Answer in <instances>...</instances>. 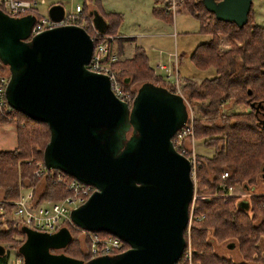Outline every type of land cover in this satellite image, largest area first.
<instances>
[{"label":"water","instance_id":"obj_1","mask_svg":"<svg viewBox=\"0 0 264 264\" xmlns=\"http://www.w3.org/2000/svg\"><path fill=\"white\" fill-rule=\"evenodd\" d=\"M200 2L219 22L239 29L249 21L253 4ZM64 14L59 3L49 7L52 21ZM89 15L96 30L105 33L107 22L98 12ZM35 20L33 14L13 18L0 10V63L10 75L6 102L49 127L50 142L43 150L48 170L97 190L71 212L74 225L112 235L129 249L84 261L53 253L71 245L73 234L67 228L44 234L23 226L18 255L24 264H175L187 247L184 234L195 187L189 160L172 144L189 116L183 97L146 83L128 107L112 94L107 76L86 69L94 51L86 31L59 27L29 40ZM262 171L264 179V167ZM5 253L0 245V257Z\"/></svg>","mask_w":264,"mask_h":264},{"label":"trees","instance_id":"obj_2","mask_svg":"<svg viewBox=\"0 0 264 264\" xmlns=\"http://www.w3.org/2000/svg\"><path fill=\"white\" fill-rule=\"evenodd\" d=\"M92 1L84 0L85 12H89V7L96 8L93 12H98L108 24L106 34L118 35L123 18L119 14H104L98 1L94 5ZM186 3L188 14L199 21L200 33L211 37L191 52L193 67L204 73L215 72L214 76L205 75L200 83L190 81L183 89L189 95V102L196 114L194 132L197 139L205 140L206 146L215 149L212 157L197 158L201 166L197 171V186L200 191L207 188L210 194L203 193L210 195V198H202L198 202L197 210L206 219L192 227V252L194 258L203 264H236L214 251V244L208 238L210 236L218 244L235 242L242 257L239 264H264V193L250 195L247 200L241 201L226 194L229 188L241 187L251 192L256 191L260 184L264 186V127L261 119L255 115V107L264 105V29L254 23L252 14L243 29H239L231 23L219 22L214 15L205 11L200 0H187ZM163 11L154 9V17L172 23V17L162 14ZM220 35L230 45L227 52L221 53L219 50ZM134 42L126 38L115 42L118 46L116 50L121 47L122 51L117 52L119 60L114 68L120 71V76L128 74L131 77V80L126 77L123 82H130L131 86L155 83L174 93L176 87L163 83L151 69L144 48L138 45L130 60H122L125 43ZM0 67L5 68L2 63ZM125 90H130L128 85ZM232 104L247 106L252 112L247 109L242 113L234 112ZM220 105L227 107V113ZM12 112L24 120L16 125L18 146L12 151L0 150V196L3 198V211H0L1 246L22 243L15 241L16 237L24 236L20 232V222L9 217L15 209L11 203L19 200L20 191L25 189H32L37 197L35 187L40 181L33 178L32 173L37 160H44L43 150L50 142L49 127L24 114ZM1 116L0 125L7 124ZM29 160L32 161L27 164ZM225 173L229 174V178L223 181ZM43 181L45 190L32 206L68 196L55 184L51 172L43 177ZM222 184L227 190L221 188ZM69 250L67 248L63 253L79 258ZM8 253L0 257V264H8ZM80 259L89 260H85L81 254Z\"/></svg>","mask_w":264,"mask_h":264},{"label":"built area","instance_id":"obj_3","mask_svg":"<svg viewBox=\"0 0 264 264\" xmlns=\"http://www.w3.org/2000/svg\"><path fill=\"white\" fill-rule=\"evenodd\" d=\"M32 2L33 1L30 2L23 0H0V9L6 11L7 14L13 18H21L32 14L35 16L36 23L31 29V37L29 40H31L33 36H37L46 30H52L59 27L73 25L75 27L81 28L83 31H86V33L91 37L94 46L91 62L86 66V69H88L89 72L107 76L111 85L112 94L115 95V97L121 102L126 103L128 107H131L134 102V97L124 91L122 86L123 83L119 80V76L114 71V69H109V66L118 60L116 59V56H113V54L111 56L108 54L110 53V40L112 38L110 39V37L106 36L105 33H101L96 30L92 18L89 15L86 16L84 7L77 4L70 12L65 9L63 18L57 22L52 21L47 16V14H40L37 7L38 4L42 5L44 0H41L39 3ZM165 4L166 5L164 6L167 10V13L173 12L175 10V7H173L174 3H171L170 0H166ZM155 69L164 72V75H161V77H163L166 82L170 84L177 83L176 81L178 72H175V70L172 69L170 65L166 66V64H157ZM8 81H10L9 73L7 75L0 76V114L4 117L6 116L7 118H9L12 113V109L5 99ZM174 94L181 95L180 92H175ZM181 97H183V95H181ZM189 116H187L186 125L175 133L173 147L181 155H183L184 158L189 160L191 164L190 173L193 180L192 182L195 186L194 194L192 196L193 201L195 200L197 194V186L195 183L197 177H195V167H197L198 160L195 158L196 153L193 152L190 147V142L194 140L195 136V121ZM36 166H38V168L34 171V173H32L34 178H43L47 173L51 172L55 184L58 186H64L69 192V196L67 198L65 197V199H62L61 201H52V203L39 204L34 207L32 206V199L34 198L32 190H30L28 194H23V192H21L20 199L11 203V205L15 207L13 213L14 217L16 220H18V222H20L21 227L25 226L35 232H41L44 234H56L62 228L78 230L82 232V234L88 240V243L91 245V249L87 251V255L91 258V260L99 257L114 256L115 254L122 253L124 249H126L125 242H122L118 238L112 236H109L108 238H101L100 234L88 232L80 229V227H76L70 218L71 212L78 209L79 207H82L87 199L97 191L94 187H92V185L90 186L83 184L79 180L71 178L60 171H55L52 169L48 170V168L44 166L43 162H37ZM228 178L229 174L227 173L222 176L223 181L227 180ZM221 188L227 190L223 184L221 185ZM233 192L234 189L229 188L226 194L230 195ZM1 206L2 203H0V211L2 212L3 207ZM189 211L191 210L189 209L188 213ZM190 220L191 217L189 213L188 224H190ZM190 234L191 230L189 228L188 233L185 234L188 239L187 247L185 246L182 258L175 264H192L193 253L190 250L192 247ZM10 260L8 261V264H24V259H22L21 256L14 257V261H11V263Z\"/></svg>","mask_w":264,"mask_h":264},{"label":"rangeland","instance_id":"obj_4","mask_svg":"<svg viewBox=\"0 0 264 264\" xmlns=\"http://www.w3.org/2000/svg\"><path fill=\"white\" fill-rule=\"evenodd\" d=\"M31 1H33V0H31ZM40 1L41 0H34L32 3H35V2L39 3ZM96 1H98V0H93L92 1V5H94V2H96ZM136 2H138L139 3L138 5H140L139 6L140 11H141L140 18H142L143 20H145V22H148V23H150V19L154 20V17H152L153 15L151 13L152 7L154 6L153 0H121L120 9L125 13L126 18H128L127 24L124 25L125 28L130 27L131 25H133V19H134L133 16H134V14L136 12V10L133 9V8H134V3H136ZM170 2L174 3L173 7H175V10L173 12L167 13L166 12L167 10L165 9V6H163V9H160V10H162V11L164 10L162 12V14H165V15H168V16L172 17L173 22L169 23V27H165L167 29H166V35H164V37L158 38L157 42H155V41H153V42L151 41V43L149 42V45L153 44V47L157 50V52L159 50H164L166 52L177 53V51H178L179 52V56L181 54H183V53H184V55H186L185 57H187V58L184 59V61L181 63V66H180V70L182 71V73H186L187 74V76H185L184 79H180V76L177 73V76H178L177 77V81H176L177 83L170 84V83L166 82L163 79V77H160L159 75H157V77L161 78V81L163 83H165V84L168 83L170 85L175 86L176 89L174 90V93L175 92H180V94L183 95L184 101H185L184 104L186 105V108L189 111L188 113H190L189 117L195 121V119H196L195 115L196 114H195L194 108H192V106H191V104L189 102V95H187V92L184 93L183 89H185L186 84L190 83V81H192V80L200 83V80L203 79L205 75L206 76H214L215 75V72H212L213 70L210 71V72H206L205 71V73L201 72V71H198L196 68L193 67L192 62L190 61L191 52L193 50H195L198 45L203 44L204 42H207L211 37L210 36H205L204 34L202 35L199 32V30H200L199 29V21L195 17L191 16V14H188V9H187V4L188 3H186L187 0H170ZM58 3L61 4L63 6V8H65L68 12H70L72 10V8L74 9V6L77 5V4H79L80 6L83 7L84 0H44V3L42 5L38 4L37 8L39 9L40 14L42 13V14L45 15V14L48 13V9H49L50 6L56 5ZM108 5L109 4L106 3L104 7L108 8V9L112 8V7L108 6ZM88 9H89V12L88 13L85 12L86 16H88L90 12L95 11L96 8L89 7ZM252 15H253V17L255 19L254 23L255 24L257 23L258 26L263 28L264 27V0H253ZM123 22H124V18H123ZM105 34H106V32H105ZM106 36L110 37V39L112 38L110 40V42H111L110 45L111 46H110V49H109L110 53H108L109 56H111L113 54V56H116V59L119 60L117 52L118 51H122V49H121V47H119L118 49H120V50H118V49L116 50V48L118 46L115 45V42L118 41V40H124V39H121V38L118 37L119 33L116 36L113 35V34H111V35L110 34H106ZM219 41H220V48H219L220 52L221 53L222 52H227L230 49V45L227 44V42L225 41V37L220 35L219 36ZM133 44H126L125 43L124 51L122 52V57H121L122 60L126 61V59L127 60L131 59L132 54H133L134 51L132 53L129 52V56H128V57H130L129 59L125 57L126 56V52L125 51H126V47L128 45H133ZM118 60L115 63L113 62V64L111 66H109V69L110 70L114 69V71L119 76V80L122 81V83H123L122 86H123L124 91L126 93H128L129 95H131L132 97H134V99H135L136 92L139 90L141 84L140 85L131 86L130 82H129V84H127V83L125 84L123 82L124 79H126V77H128L129 80H131V77L128 74H126V76H120V74H119L120 71H118V69L114 68V65H116ZM156 65L154 67H156ZM157 72L160 75H164V72L161 71V70L157 69ZM175 72H176V70H175ZM8 73L9 72H8V68L7 67H5V68H1L0 67V76L7 75ZM127 85L130 88V90H125V87ZM220 107L224 108L226 113H227V107L225 108L224 105H220ZM233 109H234V112H238V113H242L246 109H247L248 112H252V109L247 108V106L246 107L245 106H236V105L232 104V110ZM0 116H1V114H0ZM1 117H3L5 119L7 124H9V125L11 124L13 127L15 126V128H16V125L18 123L21 124L22 121L24 120V118L14 115L13 112L11 113L9 118H7L5 116L7 119L4 116H1ZM195 124H196V121H195ZM16 134H17V128H16ZM194 134H195V132H194ZM15 141H17V139H15ZM204 141L205 140H203V141L198 140L197 137H196V134H195L194 140H192L190 142L191 149L193 150V152L196 153L195 154L196 155V157H195L196 160L200 156L201 157H207V158L209 157L210 158L215 153V149L213 147L206 146L204 144ZM173 142H174V138H173ZM173 142H172V144H173ZM16 144L18 146V141L16 142ZM31 161L32 160H29L26 163L30 164ZM37 162L41 163V162H43V160L42 161H38L37 160ZM37 162L35 163V166H36ZM199 167H201V166H200L199 162H197V167H195V173H196L195 177H197L196 181H195L196 186L198 185V181H199L198 173H197ZM37 168H38V166H36V169ZM32 177H33V174H32ZM210 177H211V175H210ZM36 180H38V179H36ZM39 181L40 182H38V185L35 187V193H37V197L35 198V196H34V198L32 199V202L34 200L38 199L39 195H41V193H43L44 190H45V183L43 181V178H40ZM193 186H194V184H193ZM59 187H61L65 192H67L68 196H69V192L66 190V188L64 186H59ZM233 189L235 190L236 188H233ZM237 189H238V192H236L235 198H239V200L240 199L241 200H247L250 195L257 194L255 192H263L264 193L263 184H260L259 187H257V189H255L256 191L252 190L251 192H250V190L246 191V190H244L241 187H237ZM30 190H32V189L21 190L20 193L23 192V194H26V193L28 194V192ZM194 190H195V187H194ZM204 190L205 191H200L199 187L197 186L196 198L190 204V208L189 209L191 211H189V213H190L191 220H190V224H188V226H189L191 232H192V227L194 225L201 224L206 219V216L201 214V213H199V211L197 210L198 202L202 198H206V199L210 198V195H208V194H210L209 190L207 188H205ZM203 192H207L208 194L205 195ZM32 193H33V190H32ZM33 195H34V193H33ZM231 195H232V193L230 195H227V196L233 197ZM2 199L3 198L0 196V203H1ZM61 200L62 199L56 200V201L52 200V201L53 202H57V201H61ZM52 201L43 202L41 204L52 203ZM13 213H14V210H13L12 214L9 216L10 219L11 220L14 219L15 221H18L14 217ZM192 215H193V217H192ZM189 228L186 229L185 234L188 233ZM68 230L71 231V233L73 234V237H72L73 241H72L71 245L69 247H67L68 249H70L69 251H72L74 253V255H76V257H79V258H76V259H80V254H81V257H84L85 260H86V258H89V260H91V258L87 255V251H89L91 249V245H90V243H88V240L85 238V236L82 234V232H80L78 230H73V229H68ZM97 234H100L101 238H108L109 236H112V235H109L107 233H97ZM185 234H184V238L186 239V235ZM208 238H209V241L210 242L212 241V243L214 244V246H213L214 251H216L219 256L224 257L226 255L231 260H233L234 257L238 258V259L240 258L241 255H240V253L239 254L237 253V252H239V250H237V244L235 242L231 241V242H227V243H223V244H218L217 242L213 241L212 238H210V236H208ZM24 239H25L24 237H19L18 236V237H16L15 241L21 243V242L24 241ZM21 244L18 245V243H17V245H14V246L11 245V244L4 245V247L7 249V252L8 251L10 252V253H8V259L9 260L11 259L10 263H11V261H14L13 260L14 257H18L17 256V252H18V249L20 248ZM74 244H76V245H74ZM230 244L235 245L234 248L229 249L228 246ZM127 248L129 249V246L126 244V249H124L123 252L128 250ZM66 250H64V251H66ZM190 250L192 252V248ZM64 251H60V252H54L53 251V253H57V254L62 253L64 255H66L65 253H63ZM115 255H118V254H115ZM66 256L71 257L69 255H66ZM231 256H233V257H231ZM72 258H74V257H72ZM80 260H83V259H80ZM192 264H203V263L201 261L196 260L194 258V255H193Z\"/></svg>","mask_w":264,"mask_h":264},{"label":"crops","instance_id":"obj_5","mask_svg":"<svg viewBox=\"0 0 264 264\" xmlns=\"http://www.w3.org/2000/svg\"><path fill=\"white\" fill-rule=\"evenodd\" d=\"M120 2L121 0H98L99 6L101 7V10L102 12H104V14H111V13L119 14L122 16V18H124L123 24L118 29V32H119L118 37L121 39H125V38L133 39L135 41L133 45H128L126 47L125 57L129 59L130 58L128 57L129 52L132 53L135 50V48L139 45L140 47L146 50V53H147L146 55L147 57H149V60H150L149 66L151 67V69L154 70L156 75L161 76L154 67L156 64H160V65L166 64V66H168L169 64L172 67V69H175L178 72L180 79H184L185 76H187V74L182 73V71L180 70L181 63L184 61L185 58H187L185 57L186 55H184V53L179 56L178 51L177 53L166 52L164 50H159L157 52V50L153 47V44L149 45V42L150 43L151 41L157 42L158 38H162L164 37V35H166L167 28L165 27H169V23H166L165 20L161 21L157 19L156 17H154L153 15L154 9H163V6L165 5L166 0H153L154 6L152 7L151 13L153 15L152 17H154V20L150 19V23L145 22V20L140 18V14H141V11L139 8L140 5H138L139 4L138 2L134 3L133 9H135L136 12L133 16L134 18L133 25L127 28H125L124 25L127 24L128 18H126L125 13L120 9ZM106 3H108L109 4L108 6L112 8L108 9L104 7ZM190 57H191V54H190ZM15 134H16L15 126L13 127L11 124L10 125L9 124L0 125V150L1 151H12L15 147H17V144H16L17 141H15L16 139ZM236 192H238L237 187L231 196L235 197ZM262 193L263 192H257V194L259 195H261ZM237 253L239 254V252ZM226 258H229V257L226 256ZM233 261L234 263L239 264L241 261V256L239 259L234 257Z\"/></svg>","mask_w":264,"mask_h":264},{"label":"flooded vegetation","instance_id":"obj_6","mask_svg":"<svg viewBox=\"0 0 264 264\" xmlns=\"http://www.w3.org/2000/svg\"><path fill=\"white\" fill-rule=\"evenodd\" d=\"M252 9H253V4H252V7L250 8V12H249V14L251 15L252 14ZM249 15V16H250ZM257 24V23H256ZM263 29H264V27H263ZM257 108H256V110H255V115L259 118V119H261V121L263 122V120H264V117H263V114H264V105H261V104H258V106H256ZM251 109V108H250ZM186 242H187V240H186ZM9 252V251H8ZM6 253H7V249H6Z\"/></svg>","mask_w":264,"mask_h":264},{"label":"bare ground","instance_id":"obj_7","mask_svg":"<svg viewBox=\"0 0 264 264\" xmlns=\"http://www.w3.org/2000/svg\"><path fill=\"white\" fill-rule=\"evenodd\" d=\"M128 249V248H127Z\"/></svg>","mask_w":264,"mask_h":264}]
</instances>
